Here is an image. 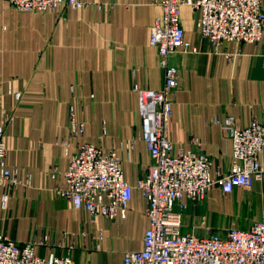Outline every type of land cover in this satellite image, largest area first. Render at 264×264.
I'll use <instances>...</instances> for the list:
<instances>
[{
    "label": "crops",
    "instance_id": "1",
    "mask_svg": "<svg viewBox=\"0 0 264 264\" xmlns=\"http://www.w3.org/2000/svg\"><path fill=\"white\" fill-rule=\"evenodd\" d=\"M83 1L88 4L83 8L61 4L33 12L0 0L4 162L22 180L6 206L0 186V234L26 242L50 233L48 242L36 247L45 258L71 254L77 264H123L126 252L143 247L150 226L147 199L137 184L151 158L138 137L142 119L134 87L163 86L160 54L150 43L151 27L163 10L155 0ZM200 16L189 5L181 8L189 47L170 55L180 85L168 132L176 148L195 149L200 141L215 175L230 170L233 143L214 118L234 116L243 127L253 120L264 123V38L224 42L216 50L200 32ZM73 119L84 124L83 134L72 135ZM84 142L120 155L125 179L134 186L126 219L93 216L60 192L68 188L64 172ZM262 220L264 176L249 188L224 193L215 187L199 202L186 201L183 230L205 236Z\"/></svg>",
    "mask_w": 264,
    "mask_h": 264
},
{
    "label": "built area",
    "instance_id": "2",
    "mask_svg": "<svg viewBox=\"0 0 264 264\" xmlns=\"http://www.w3.org/2000/svg\"><path fill=\"white\" fill-rule=\"evenodd\" d=\"M25 11H47L67 4L83 8V0H7ZM163 15L151 27L150 43L160 54L164 83L160 89L134 87L139 94L142 125L139 139L146 142L150 163L137 188L147 199L150 226L140 250L126 252L123 264H264V220L247 229L236 227L213 231L205 236L183 230L186 201L199 202L215 187L231 193L236 187L249 188L264 176V123L253 120L249 126L237 124L234 116L224 121L214 118L227 131L233 143V163L227 173H212V159L202 150L176 148L168 132L174 94L180 85V70L170 63V55L188 50L181 8L200 10V32L218 50L224 42L258 43L264 38L263 0H155ZM85 126L72 120V135L83 134ZM6 128L0 125V186L6 206L11 191L22 183L5 166ZM70 140L62 142L69 146ZM57 168H54V173ZM68 188L60 190L78 209L110 220L126 219L134 186L125 179L120 155L104 152L92 143L78 144L64 172ZM50 233L26 242L0 234V264H77L71 254L41 256L37 246L48 242ZM101 234L95 236L100 247ZM73 247V244L71 245Z\"/></svg>",
    "mask_w": 264,
    "mask_h": 264
},
{
    "label": "rangeland",
    "instance_id": "3",
    "mask_svg": "<svg viewBox=\"0 0 264 264\" xmlns=\"http://www.w3.org/2000/svg\"><path fill=\"white\" fill-rule=\"evenodd\" d=\"M256 180H257V179H256ZM217 215H218L217 213L213 214V216H215V217H216Z\"/></svg>",
    "mask_w": 264,
    "mask_h": 264
}]
</instances>
